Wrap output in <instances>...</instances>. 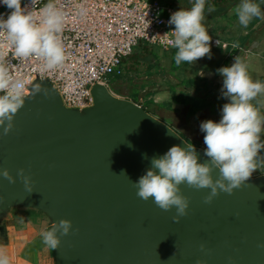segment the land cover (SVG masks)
<instances>
[{"label":"water","instance_id":"water-1","mask_svg":"<svg viewBox=\"0 0 264 264\" xmlns=\"http://www.w3.org/2000/svg\"><path fill=\"white\" fill-rule=\"evenodd\" d=\"M93 96V107L70 110L48 81L37 80L9 132L7 121L0 126V171L16 177L0 175V233L11 210L25 208L42 212L51 228L72 223L54 249L57 264H264V176L210 203L209 189L181 185L190 205L176 221L175 208L141 199L133 182L150 166L142 154L188 142L104 85Z\"/></svg>","mask_w":264,"mask_h":264},{"label":"clouds","instance_id":"clouds-1","mask_svg":"<svg viewBox=\"0 0 264 264\" xmlns=\"http://www.w3.org/2000/svg\"><path fill=\"white\" fill-rule=\"evenodd\" d=\"M29 3L35 9L36 0H27V3L25 0H0V6L10 10L6 16L0 13V30H6L15 56H35L44 62V68L54 69L66 59L60 35L66 13L56 0H47L38 10L31 11ZM214 10L211 5L206 7V0H192L191 7H181L171 14L167 23L174 28L168 43L177 49L174 55L177 66L205 56L212 58L213 37L205 24V15L206 11ZM235 12L244 28L254 18H264V10L255 0H240ZM216 43L220 44V40ZM216 72L223 77L221 97L228 102L223 104L218 121L207 119L200 123V131L204 134L203 154L207 159L202 161L196 146L186 142L174 144L164 153L151 157L144 153L143 158L150 166L133 182L141 199H151L165 211L175 208L176 221L187 214L190 205L181 185L209 189L205 202L210 203L221 191L231 194L248 181L256 170L258 152L264 150L261 140L264 116L252 103L258 95L264 94V83L250 77L247 64L239 56L231 65L222 66ZM25 86V80L13 79L8 69L0 65V126L8 122L4 134L11 129L14 115L23 105L21 96ZM35 91L40 89L35 88ZM217 169L218 177L213 175ZM0 175L12 183L16 181L7 169L0 171ZM19 175L29 186L30 177L25 176L24 169H20ZM71 229L70 221L60 220L55 227L41 231L42 240L46 246L56 249L61 243L60 235L68 234ZM0 264H10L9 257L0 254Z\"/></svg>","mask_w":264,"mask_h":264},{"label":"crops","instance_id":"crops-1","mask_svg":"<svg viewBox=\"0 0 264 264\" xmlns=\"http://www.w3.org/2000/svg\"><path fill=\"white\" fill-rule=\"evenodd\" d=\"M263 6L260 5L261 9ZM235 7L216 22L210 17L205 18L209 34L213 37L211 59L205 56L196 62H184L177 69L174 62L177 49L166 51L168 66H161L157 57L159 64L155 65V70L146 73L147 79L156 74L160 89L144 95L139 90L136 101L133 93L122 96V99L141 104L148 111L158 107L162 117L155 116L197 148L205 147L204 134L199 127L201 121H218L223 104L228 102L221 97L223 77L216 72L218 68L231 65L239 56L247 64L250 77L264 83V18H254L244 28L238 22ZM218 40L220 44L216 47ZM144 86L140 85V88L145 90ZM252 103L264 116V94L258 95ZM193 109L194 114L190 116ZM261 140L264 141V132L261 133ZM255 163L257 167L250 179L264 176V150L258 152ZM51 226L47 216L38 210H11L0 233V254L7 255L10 264H57L55 250L46 246L41 236V231Z\"/></svg>","mask_w":264,"mask_h":264},{"label":"built area","instance_id":"built-area-1","mask_svg":"<svg viewBox=\"0 0 264 264\" xmlns=\"http://www.w3.org/2000/svg\"><path fill=\"white\" fill-rule=\"evenodd\" d=\"M46 2L36 0L35 9L29 3L28 10H38ZM56 3L66 13L60 34L66 59L54 69L44 68L38 57L15 56L6 30H0V65L8 69L13 79L26 81L22 100L30 95L37 80L48 81L67 109L86 110L95 105L93 89L97 85H104L117 96L111 90V82L123 76L125 61L142 43L165 52L175 50L168 43L174 25L167 22L177 9L164 0H56ZM9 11L0 6V13L5 16ZM215 46L219 44L215 42Z\"/></svg>","mask_w":264,"mask_h":264},{"label":"rangeland","instance_id":"rangeland-1","mask_svg":"<svg viewBox=\"0 0 264 264\" xmlns=\"http://www.w3.org/2000/svg\"><path fill=\"white\" fill-rule=\"evenodd\" d=\"M262 8H263L262 10H264V6ZM142 44H146V43H142ZM141 48L143 47L140 45L135 50L134 54L124 64L125 69L128 70L129 72V74L126 75L124 79H122L119 86L121 87V90L124 94L116 93L114 91L113 84L115 83L116 78H114L111 82V90L118 97L122 98V96L132 94L136 90H141V95H144L148 92L155 93L158 89H160L156 81L157 80L156 74L152 75L151 77H149V79H147L146 73L149 71L150 67L152 66L155 67L156 64H159V62L156 59L151 57L152 55H156L158 58H160V65L162 64L161 66L163 67L168 66V60L165 57V51L160 50L159 48H156L154 46L148 45L147 49L148 52H150L151 54H149V56L146 57V59L138 60L137 56L141 52ZM142 54H140V56H142ZM143 84H145L144 86L145 90H142L140 88V85Z\"/></svg>","mask_w":264,"mask_h":264},{"label":"trees","instance_id":"trees-1","mask_svg":"<svg viewBox=\"0 0 264 264\" xmlns=\"http://www.w3.org/2000/svg\"><path fill=\"white\" fill-rule=\"evenodd\" d=\"M164 1L169 6H171L172 8H175L177 10H179L181 7L189 8V7H191V4H192V0H164ZM255 2L259 3L260 5L264 4V0H255ZM239 3H240V0H206V7H207V5H211L212 7H214L215 10L213 12H211V13H207V11H206L205 18L210 17L213 22H216L219 19V17L227 16L229 11L233 7L237 6ZM141 46L143 48H141V52L137 56L138 60L139 59H146V57H148L149 54H151L150 52H148V49H147L148 45L147 44H141ZM140 54H142V56H140ZM151 57L154 58V59H157L156 55H152ZM182 65H183V63L181 65H179V66L176 65L175 68L179 69L180 67H182ZM149 70H150V72L152 70L154 71L155 67L152 66V67H150ZM128 73L129 72H128V70L125 69V65H124V74H123V76L115 77L116 81L113 84V87H114V91L116 93L124 94L122 92V90H121V87H119V86H120V83H121L122 79H124ZM138 95H139V90H136L132 94L133 99L135 101L138 99ZM149 112L154 114V115H158V116L162 117V112L158 109V107L155 108V110L154 109L153 110L149 109ZM193 114H194V109L191 110L190 116H192Z\"/></svg>","mask_w":264,"mask_h":264}]
</instances>
